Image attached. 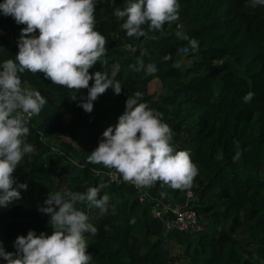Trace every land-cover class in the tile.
Wrapping results in <instances>:
<instances>
[{
    "label": "trees",
    "instance_id": "obj_1",
    "mask_svg": "<svg viewBox=\"0 0 264 264\" xmlns=\"http://www.w3.org/2000/svg\"><path fill=\"white\" fill-rule=\"evenodd\" d=\"M178 2L179 20L137 39L127 37L123 21L113 15L125 0H97L95 30L106 37L107 51L103 64L97 62L89 73L115 75L122 91L117 95L107 89L93 102L91 113L78 106L88 89H81L73 101V91L53 84L43 73L20 74L22 87L39 91L47 103L39 115L26 120L30 134L25 141L34 151L13 173L18 183H27V190L0 207L5 251L15 252L14 241L29 230L52 233L49 217L39 210L46 207L49 193L84 192L105 183L101 196L110 197L107 213L77 206L98 230L85 233L89 264H183L184 259L187 264H264V5L253 7L251 0ZM24 27L0 10V63L15 59ZM178 31L197 40L198 49H190ZM183 48L188 49L186 57L195 58L184 69L175 68ZM142 53L145 64H155V73L131 67ZM156 79L160 90L151 93L149 83ZM135 92L142 93L140 102L161 113L172 130L174 150L186 151L198 169L191 188L174 190L158 182L147 189L152 195L175 197L190 190L188 206L207 220L197 232L167 228L133 184L102 177L96 172L102 164L87 163ZM248 92L254 96L245 102ZM65 115L71 116L67 123ZM237 142L241 154L234 162ZM168 241L184 245V251L174 253ZM0 264L6 262L0 258Z\"/></svg>",
    "mask_w": 264,
    "mask_h": 264
},
{
    "label": "clouds",
    "instance_id": "obj_2",
    "mask_svg": "<svg viewBox=\"0 0 264 264\" xmlns=\"http://www.w3.org/2000/svg\"><path fill=\"white\" fill-rule=\"evenodd\" d=\"M96 3L97 0H4L0 3L5 16L26 25L21 29L15 59L0 63V207L20 199V190H27V183H18L13 176L24 156L34 151L33 145L25 141L30 134L25 117L39 115L47 103L39 91L22 87L20 74L43 73L53 84L73 91L70 97L73 101L77 100L76 93L88 89L87 96L80 97L78 105L86 113L93 111V102L110 87L115 94H121L122 86L115 75L89 73L97 62L103 64L101 58L107 51L106 37L95 30ZM251 4L253 7L264 5V0H251ZM179 10L178 0H125L124 7L115 8L113 15L123 21L121 28L127 37L139 39L149 32L163 30L166 23L179 20ZM37 30L38 36L34 35ZM176 35L188 40L190 49H198L197 40L179 31ZM144 54L131 67L138 72L155 73V64H145ZM180 66L178 62L173 64L175 68ZM253 96L248 92L244 101L250 102ZM141 100L140 92L128 96L118 124L103 132L104 139L88 155L87 163L114 169L125 182L138 189L154 187L158 182L161 187L174 190L191 188L198 174L196 165L186 151L174 150L171 128L162 122L161 113ZM236 149L234 162L241 154L238 142ZM107 187L101 183L84 192L49 193L46 207L39 210L49 217L52 233L37 235L29 230L26 236H18L14 241L15 252L5 251L0 241V258L6 264H89L92 255L88 253L85 233L95 235L98 230L77 206L87 204L104 215L110 197L107 193L101 196V191Z\"/></svg>",
    "mask_w": 264,
    "mask_h": 264
},
{
    "label": "built area",
    "instance_id": "obj_3",
    "mask_svg": "<svg viewBox=\"0 0 264 264\" xmlns=\"http://www.w3.org/2000/svg\"><path fill=\"white\" fill-rule=\"evenodd\" d=\"M184 49L187 48L181 50ZM25 118L29 120L31 117L26 116ZM96 172L100 176L108 177L113 181H124L114 169L104 167ZM137 190L140 192L141 199L145 198L151 201V214L164 221L167 228L189 233L197 232L202 228L198 215L188 206V202L192 198V192L190 190L185 191L184 197H175L171 193L152 195L147 188H137Z\"/></svg>",
    "mask_w": 264,
    "mask_h": 264
},
{
    "label": "rangeland",
    "instance_id": "obj_4",
    "mask_svg": "<svg viewBox=\"0 0 264 264\" xmlns=\"http://www.w3.org/2000/svg\"><path fill=\"white\" fill-rule=\"evenodd\" d=\"M187 53H188V50L185 51V49L184 50H180V52H179V56L180 57L178 58L177 62L180 63V65H181L180 67L182 69H184L185 67H187L190 64V62L195 58V57H190V58L186 57V54ZM25 87L26 88H29L28 86H25ZM159 90H160V82H159V80L158 79L152 80L149 83L148 91L151 92V93H154V92H157ZM109 105H112V103H110ZM70 119H71V116H69V115H65L64 116V122L65 123L69 122ZM200 220H201V226L204 227L205 224H206V222H207L206 218H204V216H200ZM167 246L174 253H181V252L184 251V248H185L184 245L176 244L173 241H168L167 242ZM187 262L188 261L186 259H184V263L183 264H187ZM258 264H262V263L259 262Z\"/></svg>",
    "mask_w": 264,
    "mask_h": 264
}]
</instances>
